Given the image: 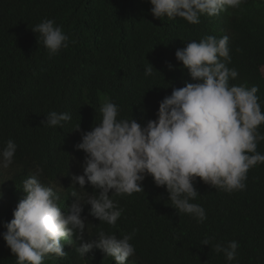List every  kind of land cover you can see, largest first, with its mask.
<instances>
[{
	"label": "trees",
	"instance_id": "16d2710c",
	"mask_svg": "<svg viewBox=\"0 0 264 264\" xmlns=\"http://www.w3.org/2000/svg\"><path fill=\"white\" fill-rule=\"evenodd\" d=\"M151 7L150 0H0V148L9 139L17 144L13 164L0 167V264H16L3 233L26 196L23 181L42 168L38 180L57 192L64 210L75 199L73 190L91 193L90 184L71 185L72 174L83 173L85 157L74 147L81 132L73 129L80 123L89 131L101 121L104 96L119 106L118 118L133 117L142 125L156 119L165 96L194 82L175 57L192 40L229 37L227 67L238 71L229 86H256L264 113V0H244L217 16L202 14L198 24L154 18ZM44 19H53L69 36V46L54 55L32 31ZM150 64L153 73L146 76ZM50 111L70 113L72 119L63 128L48 126L43 121ZM258 131L264 135V123ZM256 151L264 154V140ZM142 183V192L112 196L123 209L115 226L89 215L91 206L84 204L83 241L75 236L70 246L62 241L68 255H53L44 264H116L99 248L84 256L75 249L101 230L122 237L133 229L135 255L126 264H229L223 252L202 244L206 237L212 244L238 241L231 264H264V163L248 170L243 190L215 189L197 178L200 194L190 202L204 207L203 223L178 214L166 188L150 175Z\"/></svg>",
	"mask_w": 264,
	"mask_h": 264
},
{
	"label": "clouds",
	"instance_id": "9594fccd",
	"mask_svg": "<svg viewBox=\"0 0 264 264\" xmlns=\"http://www.w3.org/2000/svg\"><path fill=\"white\" fill-rule=\"evenodd\" d=\"M243 2L150 0V11L161 20L180 17L198 24L202 14L217 16ZM32 31L40 34L50 55L69 46V36L53 19L42 20ZM175 57L194 82H186L165 96L159 102L156 119L142 125L133 117L118 118L119 106L109 101L101 106L102 119L91 130L83 131L80 123L73 129L81 132V141L74 147L83 150L85 157L81 164L83 173L72 174L71 185L86 189V184H90L94 189L91 193L73 190L70 195L75 199L64 210L57 192L38 180L42 168L23 181L21 189L26 196L18 202L13 218L4 224L7 230L3 233L7 246L17 257L16 264H44L53 255L66 257L62 241L70 246L73 236L84 239V204L91 206L89 215L115 226L123 209L112 196L144 191L142 182L148 175L156 186L166 188L170 205L178 214H189L198 223H203L207 215L203 206L190 202L200 194L194 186L197 178L227 192L246 188L248 170L264 163V154L256 151L258 142L264 140L258 131L264 123L256 95L258 88L229 86L230 78H236L238 71L227 67L231 62L227 35L192 40L177 49ZM153 68L152 64L146 66L145 75H152ZM71 119L70 113L50 111L43 122L63 128ZM16 150L15 141L7 140L0 148V167L6 169L13 164ZM136 231L118 237L101 230L95 239L81 243L75 250L84 256L94 247L99 248L116 264H126L127 258L135 255L130 241ZM202 244H210L216 253L223 252L229 264L240 247L235 240L226 245L212 244L208 237Z\"/></svg>",
	"mask_w": 264,
	"mask_h": 264
},
{
	"label": "rangeland",
	"instance_id": "374dc122",
	"mask_svg": "<svg viewBox=\"0 0 264 264\" xmlns=\"http://www.w3.org/2000/svg\"><path fill=\"white\" fill-rule=\"evenodd\" d=\"M262 72H263V74H264V68H263ZM103 102H104V103L108 102V100H107V97H106V96H104V97H103ZM4 175H5V174H4Z\"/></svg>",
	"mask_w": 264,
	"mask_h": 264
}]
</instances>
